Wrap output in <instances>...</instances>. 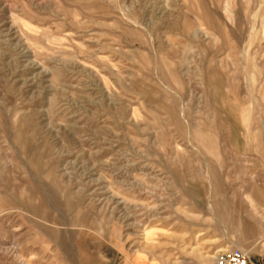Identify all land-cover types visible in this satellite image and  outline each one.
<instances>
[{"label":"rangeland","instance_id":"374dc122","mask_svg":"<svg viewBox=\"0 0 264 264\" xmlns=\"http://www.w3.org/2000/svg\"><path fill=\"white\" fill-rule=\"evenodd\" d=\"M230 247L264 264V0H0V264Z\"/></svg>","mask_w":264,"mask_h":264},{"label":"built area","instance_id":"2783aa9c","mask_svg":"<svg viewBox=\"0 0 264 264\" xmlns=\"http://www.w3.org/2000/svg\"><path fill=\"white\" fill-rule=\"evenodd\" d=\"M250 261L247 251L230 247L215 253L212 264H248Z\"/></svg>","mask_w":264,"mask_h":264},{"label":"crops","instance_id":"0c3cea01","mask_svg":"<svg viewBox=\"0 0 264 264\" xmlns=\"http://www.w3.org/2000/svg\"><path fill=\"white\" fill-rule=\"evenodd\" d=\"M122 263L121 262V259L117 260L115 262V264H120ZM122 264H147L146 262H144L143 260H140L138 258H135L134 255H132L131 257H129L128 259H126L125 262H123Z\"/></svg>","mask_w":264,"mask_h":264}]
</instances>
